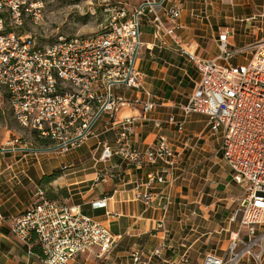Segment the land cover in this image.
Segmentation results:
<instances>
[{
  "label": "built area",
  "instance_id": "1",
  "mask_svg": "<svg viewBox=\"0 0 264 264\" xmlns=\"http://www.w3.org/2000/svg\"><path fill=\"white\" fill-rule=\"evenodd\" d=\"M166 3L170 6L165 7ZM156 5L160 12L155 11ZM41 8L38 0H0V85L18 125L62 154L80 146L107 113L117 137L113 143H101L98 159L106 161L117 155L127 163L152 165L142 184L144 191L138 194L150 203L155 185H171L176 180L180 156L164 135L146 150L138 149L129 139L137 122L150 121L156 107L139 67L141 16L151 14L154 33L177 45L199 74L192 94L179 106L182 119L170 116L166 123L182 131L189 115H204L210 131L222 133L221 156L244 191L233 211L239 229L230 233L224 256L207 252L202 264H238L248 254L255 264H261L264 231L258 234L257 230L264 227V37L234 48L230 43L234 29L225 26L217 37L219 53L203 58L183 45L178 32L182 1L145 0L131 11L120 8L109 24L94 34L58 35L39 45L31 35L17 33L15 28L26 18L38 23ZM238 53H248L250 58L233 64ZM127 89L146 99L123 97L120 90ZM130 101L141 106V114L114 119L120 107ZM155 124L162 126L159 121ZM10 143L13 149H28V143L18 138ZM104 206L106 198L92 202L93 208ZM242 228L246 229L243 236ZM11 231L21 242L34 239L45 264H72L85 252L102 257L118 243L107 226L84 214L80 206L49 199L40 189L26 210L13 219ZM255 245L260 246L258 253L252 251ZM162 249H155L154 254L160 255Z\"/></svg>",
  "mask_w": 264,
  "mask_h": 264
},
{
  "label": "crops",
  "instance_id": "2",
  "mask_svg": "<svg viewBox=\"0 0 264 264\" xmlns=\"http://www.w3.org/2000/svg\"><path fill=\"white\" fill-rule=\"evenodd\" d=\"M143 1L129 0L131 10ZM181 1L178 32L183 45L203 58L219 53L217 37L220 29L228 26L224 19L244 22L253 18L246 11L228 16L225 0ZM169 6L170 3L165 4ZM154 9L161 11L157 5ZM147 16L142 26L144 47L139 63L147 76L146 86L156 107L150 121L137 122L129 139L138 149L146 150L154 147L158 137L164 135L180 154L176 180L171 185H155L153 199L147 204L138 194L144 191L142 184L146 174L154 168L152 165L127 163L117 155L100 161L101 143H113L117 137L107 113H104L103 123L98 124L97 129L101 131L95 132L93 127V134L68 153H57L50 150L49 145L1 151L0 264H45L33 250L38 246L34 239L29 243L21 242L11 231L13 219L26 210L39 189L45 194L51 190L67 205L80 206L84 214L107 226L118 237L117 246L104 256L85 252L72 264H202L207 252L224 256L229 233L236 228L229 221V215L244 191L233 180L221 156L222 133L213 134L204 115H189L182 131L166 123L170 116L182 119L179 106L192 94L199 74L177 45L148 27L151 14ZM121 94L127 99L138 96L146 99L131 89ZM139 114L141 106L130 101L120 107L114 119ZM155 121L162 126H156ZM102 133L103 139L99 138ZM59 168L64 169L62 174L41 188L40 178ZM60 189L67 191V195H58ZM101 198H106V206L93 208L92 202ZM262 230L264 227H259L257 233ZM160 246H163L160 255L154 254ZM134 257L139 261H134ZM238 264L255 263L244 257ZM261 264H264V254Z\"/></svg>",
  "mask_w": 264,
  "mask_h": 264
},
{
  "label": "rangeland",
  "instance_id": "3",
  "mask_svg": "<svg viewBox=\"0 0 264 264\" xmlns=\"http://www.w3.org/2000/svg\"><path fill=\"white\" fill-rule=\"evenodd\" d=\"M42 4L41 8V20L38 23H33L29 18L23 19L22 24L15 28L17 33L23 35H31L37 44L46 45L52 42L56 36L65 35H90L94 34L109 24L111 16L116 13L120 8H125L131 11L133 7L129 0H38ZM141 1V0H140ZM200 1V0H196ZM228 1L226 12L228 16L238 15L240 11H246V13L252 14L253 18L248 21L239 22L233 19H224L228 22V26L233 27L234 36L230 39V43L234 48L246 47L247 43L259 40L264 36V0H225ZM238 3H241L240 6ZM215 5V4H214ZM210 10V7H208ZM148 14L141 16L142 26L146 20ZM224 23V22H223ZM148 27L151 28V23L148 22ZM247 27V28H246ZM152 29V28H151ZM142 31V27H141ZM153 31V30H152ZM179 31V29H178ZM257 36V37H256ZM144 36L141 35V39ZM164 38V37H163ZM144 45L141 48L140 55ZM208 52V51H207ZM208 54V53H207ZM139 55V58L141 57ZM250 58L248 53H238L233 59V64L246 63ZM190 66L192 64H189ZM140 70L141 64L139 63ZM193 70V66H191ZM143 72V71H142ZM144 73V72H143ZM144 81L147 83V76L144 74ZM123 90H120L122 92ZM104 114L100 121L94 126V131L99 132L101 129H97L98 124L104 119ZM103 129V128H102ZM34 134L18 125L15 118L13 117L11 107L9 105L7 94L5 89L0 85V152L12 149L10 143L14 139L18 138L22 142L28 143L27 145L33 148H46L48 142H40L34 138ZM105 135L100 134L99 138L103 139ZM90 156V154H89ZM69 162V161H67ZM61 191V190H59ZM67 192V191H66ZM44 196L46 194L44 193ZM50 199V198H49ZM60 200V198H54ZM179 199L177 198V201ZM236 205H234L235 207ZM229 215V221L235 224L236 228L233 231L239 229V218L233 219V211ZM264 231V230H262ZM261 231V232H262ZM231 232V231H230ZM246 233V229H241V236ZM247 241V239H245ZM230 242L229 240L226 248ZM241 248V246H240ZM238 248V249H240ZM252 251L258 253L260 246H253ZM255 263L254 258L251 254L245 256ZM251 263V262H250Z\"/></svg>",
  "mask_w": 264,
  "mask_h": 264
},
{
  "label": "trees",
  "instance_id": "4",
  "mask_svg": "<svg viewBox=\"0 0 264 264\" xmlns=\"http://www.w3.org/2000/svg\"><path fill=\"white\" fill-rule=\"evenodd\" d=\"M43 143H45V142H43ZM63 170H64L63 168H59V169L53 170V172L50 174L43 175L39 181L41 188H44L45 184H48V183L52 182L53 180H55L56 178H58L62 174ZM60 190L61 191H59L58 195H63V196L67 195V193L63 189H60ZM46 196H48L50 199L57 198V194H52L51 190H48V192L46 193ZM33 250H34V252H36L40 255V250H39L38 246H34Z\"/></svg>",
  "mask_w": 264,
  "mask_h": 264
}]
</instances>
